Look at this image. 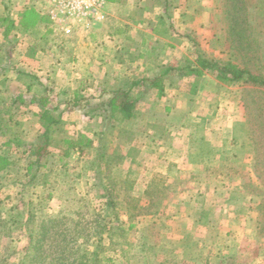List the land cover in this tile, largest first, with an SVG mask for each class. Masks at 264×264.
Here are the masks:
<instances>
[{
    "label": "rangeland",
    "instance_id": "obj_1",
    "mask_svg": "<svg viewBox=\"0 0 264 264\" xmlns=\"http://www.w3.org/2000/svg\"><path fill=\"white\" fill-rule=\"evenodd\" d=\"M165 2V5L161 1L159 5L136 6L133 10L139 16L147 12L155 14L158 29L164 27L170 35L175 32L177 41H173L177 45L182 42L184 47L192 46L175 63L166 64L175 69L158 66L149 70L140 67V60L135 58L131 65L122 62V66L113 68L118 76L113 86L96 87L91 83L85 86L87 93L95 98V89L100 94L103 87L128 89L132 85L125 82L138 75L164 72L167 99L153 102L161 104L166 112H152L158 110L153 102L138 100L130 118H123L117 112L110 124L105 119V131L100 134L103 121L82 114V92L77 86L90 77L100 76L98 68L86 66L82 61V50L96 54V44L100 46V43L90 34L107 18L70 35L53 23L44 25L51 32L50 46L59 50L55 59H59L60 65H56L53 82L59 90L67 88L58 95L67 104L54 100L56 94L52 97V104L58 107L54 113L61 122L53 127L48 163L41 168L38 183L31 189L24 188L33 173L28 167V155L21 147L6 143L10 135L1 136L0 150L14 164L1 174L0 203L15 205L24 193L27 200H34L40 216L70 215L82 206L95 213L94 208L105 207L102 194L110 186L108 180L113 178L117 183L115 189L123 197L128 191L135 198V215L129 219L124 206L125 211H118V221L104 218L107 229L102 234L103 264H264V85L250 81L222 82L210 71L189 72V66L196 68L200 53L209 59L238 62L264 78V0H199L198 3L183 0L179 5L174 0ZM21 4V0H0V117L14 113L10 126L13 127L15 120L20 122L14 129L23 143L35 141L41 132L38 112L34 110L36 104L29 99L38 96L42 89L22 90L17 85L21 83L18 79H27V74L45 76L46 68L20 64L19 51L13 48L18 41L23 47L33 42L27 35L30 31L23 32L18 27L20 18L16 14ZM195 14L199 15V21H194ZM12 21L16 27L7 32L8 36H2ZM44 42L41 38L39 44ZM71 49L77 50L74 61L70 58L74 56ZM10 54L12 62L20 65L17 69L9 67ZM43 59L44 66L46 59ZM185 65L188 68H179ZM110 67L106 69L111 70ZM133 87L131 94L137 98L142 85ZM21 94L25 101H16ZM71 98L74 99L68 101ZM76 99L81 101V106L73 109L75 112L59 110L70 108ZM149 117L151 129L162 132L169 124L173 132L165 135L164 140L172 145L171 150L165 151L167 154L164 152L166 157L161 164H157L156 154L147 150L157 146V134L151 133L153 136L149 137L145 132ZM82 135L92 140L83 160L77 147L82 145ZM183 142L188 144L186 150H191L185 154L187 161L181 159ZM59 146L69 147V152L60 156ZM213 147L216 156L207 161L210 154L206 152ZM199 150H203L206 159L199 160L201 155L191 159L192 151ZM102 151L112 155L115 162L108 176L105 175L108 168L99 158ZM154 161L157 163L153 164ZM166 167L169 175L165 178L161 170ZM99 168L105 172L100 173ZM84 170L86 174L82 173ZM42 178H47L51 195L44 202L39 200L45 194ZM126 182L128 185L124 186ZM160 187L164 188L160 190ZM83 198L89 201L87 205H83ZM120 223L125 230L118 229ZM80 242L87 245L83 240ZM25 244L24 235L8 239L3 251L12 253ZM88 248L92 250L94 245ZM256 257L260 261L256 262Z\"/></svg>",
    "mask_w": 264,
    "mask_h": 264
},
{
    "label": "trees",
    "instance_id": "obj_2",
    "mask_svg": "<svg viewBox=\"0 0 264 264\" xmlns=\"http://www.w3.org/2000/svg\"><path fill=\"white\" fill-rule=\"evenodd\" d=\"M18 15L20 18V26L18 27L23 32L38 30L40 23H43L46 27H48L49 23L52 24L46 13L45 15H39L33 7H27L25 11L20 12ZM14 27L16 26L13 21L7 24L4 35L8 36L7 32ZM196 60V68L189 66V72L200 74L210 71L215 73L217 79L222 82L250 81L264 85V78L252 74L244 65L238 62L209 59L200 53L197 55ZM171 68L175 69L174 66H170L169 70ZM179 68H188V66L185 65ZM27 76V79L23 78L22 80L27 92L33 89L34 85H36L35 83L40 85L42 89L38 96H33L29 99L30 102L35 103L39 108L37 115L41 123V132L37 135L35 141L22 143L20 136L14 129L15 126L20 125V122L15 120L13 127L10 126L14 119V113H6L7 117H0V138L3 135H10L6 143L21 147L23 153L28 155V167L29 170L33 169V173L27 183L24 184V188L29 187L31 189L38 183L36 181L41 173V168L48 163L50 146L54 139L53 127L61 122V118L54 113L58 110V107L52 104L53 99L50 95L53 90L44 86L36 74H27ZM150 81L147 87H157L159 94L162 95L164 86L155 82V80L153 81V78ZM17 97L16 101H25L22 94ZM77 100L73 106H70V110L81 106ZM137 101L138 99L131 94V88L103 87L98 98L82 97V113L91 118L98 117L103 121L100 134L105 131V127L103 128L105 119H108L110 124L111 119L115 118L117 112L123 114V118H130L136 109ZM83 137L85 136L82 135V145L77 146L80 154L79 158H82V160L87 157L88 150L92 146V140ZM65 141H68V139ZM60 148V156H65L69 152V147L67 146H61ZM99 149L101 150L102 147H99ZM215 150L216 148L213 147L209 152H206V155L210 154L207 161L215 158V152L217 151ZM190 155L191 159H198L197 157L200 155L201 158L199 160L206 159L203 150L192 151ZM99 158L104 160L108 168L105 173L107 175L110 167H112V170L115 167L112 155L102 151ZM12 164L14 163L0 150V177ZM89 165L87 166L88 169L91 167V162H89ZM99 170L100 173L105 172L101 168ZM86 172L85 170L82 171L83 174H86ZM40 182H43L45 194L39 200L48 201L51 195L49 188H47V178H42ZM108 182H110V186L105 187V193L102 194L106 199V202L103 203L105 207H100L99 210L94 208L95 213L88 210L87 206H82V209L78 208L70 215L52 216L43 214L40 216L37 214L34 200H27L24 193L21 194L15 205L7 206L0 203V264H103L104 258L100 257L102 234L107 229L104 218L109 217L113 221H118L120 217L118 211L123 210L125 206L127 215L131 219L135 215L133 209H135L136 204L135 198L128 191L125 192L124 196L125 198L128 197V201H125L122 194L115 189V186H117L116 180L114 181L113 178H110ZM126 185H128V182L124 186ZM163 188L160 187V190ZM83 200L85 202L83 205H87L89 201L86 198H83ZM124 227L123 223H120L118 229L123 231L125 230ZM130 227L132 226L130 225ZM21 235L26 236V244L22 248L12 253L3 251V245L6 240ZM81 240L87 245L83 244L82 246ZM89 245H94V248L89 250Z\"/></svg>",
    "mask_w": 264,
    "mask_h": 264
},
{
    "label": "crops",
    "instance_id": "obj_3",
    "mask_svg": "<svg viewBox=\"0 0 264 264\" xmlns=\"http://www.w3.org/2000/svg\"><path fill=\"white\" fill-rule=\"evenodd\" d=\"M22 4L18 8L16 17H18V14L20 12L25 11L27 7H33L35 11L39 15H45V8L47 6V0H21ZM161 1L165 5V0H110L107 6V12H108V17L107 20L100 25V27L95 28L93 31H91V37L96 36V39L98 43H100V46H97L96 44V54L95 53H88V52H83L82 50V61L85 63L86 66H91L94 68H98L100 71L99 77H90L88 78L85 82H80L78 84V88H80V91L82 92L81 97H91L88 92V87L85 85H88L91 83L92 85L98 87L100 85H105L108 87L113 86L115 83V80L118 79L117 74H114L113 68H118L119 66H122V62H125L127 65L132 64V60L135 58H138V61L140 60V67H146V69H155L152 67H161V68H167L169 65L172 63H175L184 52H188L187 49L191 50L192 46L186 45L188 47H184L182 42L177 45L174 41H177L174 37L176 35L173 33V35H170L168 32L165 31L164 27L159 28L156 26L155 21L157 20V17L155 14L152 13H145L144 15L139 16L138 14L136 15V12L133 9H136V6H151L153 5H159ZM183 0H174L175 4H178L182 2ZM191 3H198L199 0H190ZM204 1V0H203ZM44 4V5H43ZM179 5V4H178ZM150 8V7H148ZM181 8V7H180ZM156 9V8H155ZM133 10V11H132ZM200 17L199 15L195 14L194 15V21H199ZM41 25L43 27H41ZM199 33V32H197ZM26 35V34H25ZM29 35L31 38H33V42L31 44H27L26 46H21V42L18 41L17 45L13 46L15 51H19V55L21 60L19 61L20 64H25L26 66H30L31 68L33 67H40V68H46V75L45 76H40L38 73V78L44 86H47L53 90L51 93V98L54 97V94H56V98L54 100L63 101L61 102L62 104H67L64 101L67 100H62L58 99L59 93H62V91L66 90L67 88H61L60 90L55 87V83L53 82L54 80V73L56 70V65H60L59 59H55V54L59 53V50L56 48H53L50 46L51 43H49V37L51 36V32L47 31L44 28V24L40 23L39 24V29L34 30L29 32ZM199 36L198 34H196ZM6 37L4 34L2 35ZM17 37V36H16ZM52 37V36H51ZM200 37V36H199ZM45 41L44 43L39 44L40 40ZM173 39H175L173 41ZM180 40V39H179ZM96 41V40H95ZM212 41V40H211ZM136 43V44H135ZM200 47V46H198ZM53 48V49H52ZM61 50V49H60ZM98 50V52H97ZM73 51V52H72ZM70 54L74 55L71 56V61L75 58L77 50L71 49ZM203 52V51H202ZM9 53L11 51L9 50ZM41 54V55H40ZM44 55V56H43ZM120 55L123 56V59L120 58ZM169 55H171L169 57ZM213 56V55H212ZM43 57L46 59V64L43 66L41 65L42 61H44ZM77 57V55H76ZM10 63H12L11 68L17 69L20 67L17 62H12L11 60V54L10 57L8 56ZM76 59V58H75ZM123 60V61H122ZM66 61V60H65ZM79 61V60H78ZM77 61V62H78ZM80 60V64L82 63ZM66 63V62H65ZM167 63H170L169 65H166ZM111 65V70H107L106 66ZM176 65V64H173ZM134 67V66H133ZM158 67V68H159ZM103 75H102V74ZM164 72L161 73H155L152 75H147V74H141L138 75L135 79H132L130 82L126 81L125 84L129 85L131 87V92L134 94L135 90V85H142V90L138 91V95L136 96L137 99L142 101V100H148L150 102H156V100L159 101H165L167 99V92H166V79L163 74ZM159 75V76H158ZM128 76V75H127ZM19 77H17L18 79ZM153 78V81L161 84L164 86V92L162 95L159 94V90L157 87H150L148 88L147 86L150 84V79ZM20 79L23 80V77ZM18 79L21 83H17V85H20V89L22 90H27L24 87L23 81ZM123 81V80H122ZM34 85V90L35 88H41L40 85L35 83ZM81 85V86H80ZM78 88H73V89H78ZM90 89V88H89ZM21 90V93H22ZM73 92H76L74 90ZM140 92V93H139ZM91 93V92H90ZM35 95V93L32 94V96ZM95 97H98L100 95L99 89H95V93L93 94ZM31 96V97H32ZM74 99V98H73ZM72 98L69 99L73 100ZM82 101V100H81ZM78 100L77 102H81ZM154 106L158 108V110H154L152 112H166L163 110V107L161 104L154 103ZM60 104V103H59ZM81 105V104H80ZM23 106V104L21 105ZM20 106V107H21ZM62 108V107H61ZM74 107L73 109H75ZM167 109V107H164ZM66 110H61V112H68L70 111L69 108H65ZM72 109V110H73ZM35 112L39 111V108L35 105ZM70 112H75L74 110ZM163 110V111H162ZM83 112V111H81ZM83 114V113H82ZM83 116V115H82ZM230 117V116H229ZM150 117L148 118V128L145 129L146 134L149 137H152L153 135L151 133H156V142L157 146L153 148H147L149 152H153L154 156L156 157V161L153 162V164H161L162 158L164 157V152L168 151V149L171 150V142H167L164 140L166 137L165 135L169 134L172 130L169 127V124H166L164 131H160L158 129H151L150 126ZM155 123V120H152ZM164 134V135H163ZM173 134V132H171ZM182 154H181V159L185 160L186 156L185 154L189 151L186 149L188 148V144L186 146V142H183L182 144ZM152 154V153H151ZM167 154V152H165ZM187 161V160H185ZM165 163H167L165 161ZM170 162H168L169 165ZM173 163V162H172ZM163 165V164H162ZM167 168V167H166ZM154 170H157V168H154ZM147 173V171H146ZM161 173L166 177H168V168L166 170H161ZM256 262L260 261L258 257H256ZM259 263V262H258Z\"/></svg>",
    "mask_w": 264,
    "mask_h": 264
},
{
    "label": "built area",
    "instance_id": "obj_4",
    "mask_svg": "<svg viewBox=\"0 0 264 264\" xmlns=\"http://www.w3.org/2000/svg\"><path fill=\"white\" fill-rule=\"evenodd\" d=\"M107 0H47L45 13L66 35L89 29L107 18Z\"/></svg>",
    "mask_w": 264,
    "mask_h": 264
}]
</instances>
